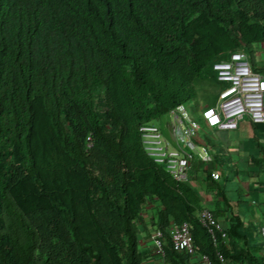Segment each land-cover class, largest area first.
Listing matches in <instances>:
<instances>
[{"label":"trees","instance_id":"trees-1","mask_svg":"<svg viewBox=\"0 0 264 264\" xmlns=\"http://www.w3.org/2000/svg\"><path fill=\"white\" fill-rule=\"evenodd\" d=\"M257 43L264 0H0V264H143L145 220L160 264H264L235 215L212 242L195 178L174 179L137 132L190 98L212 106L227 83L211 64L241 50L252 67ZM181 222L194 256L171 246Z\"/></svg>","mask_w":264,"mask_h":264},{"label":"built area","instance_id":"built-area-1","mask_svg":"<svg viewBox=\"0 0 264 264\" xmlns=\"http://www.w3.org/2000/svg\"><path fill=\"white\" fill-rule=\"evenodd\" d=\"M211 68L216 79L227 85L219 91L212 106L201 104L204 125L215 130H232L243 117L252 123H264V76L250 66L245 52H229L226 59L214 61ZM166 118L165 135L154 122H145L137 127L139 140L145 154L154 163L174 179L184 181L193 159L204 164L211 161L210 148L200 138V126L190 118L184 104L169 109ZM209 175L213 180L219 179L216 170H211ZM197 220L206 227L212 242L216 241L217 233L220 238L225 237L224 230L206 206L198 210ZM260 233L264 237V225L260 227ZM149 239L153 253L161 260L164 257L161 232H150ZM170 243L174 250L195 254L186 222L170 227ZM217 258L220 264H229L220 254ZM198 260L200 264H212L205 254H200Z\"/></svg>","mask_w":264,"mask_h":264},{"label":"crops","instance_id":"crops-1","mask_svg":"<svg viewBox=\"0 0 264 264\" xmlns=\"http://www.w3.org/2000/svg\"><path fill=\"white\" fill-rule=\"evenodd\" d=\"M252 68L264 76L262 43L253 46ZM214 132L216 136L211 140V149L215 155V167L212 170L219 173V191L207 188L201 179V165L206 168L208 163L200 164L195 169L192 163L188 176L195 178L196 188L203 200L202 206L222 213L216 218L220 226L224 228L234 223L235 215L239 219L238 231L244 232L247 241L258 248L264 258V237L260 233V227L264 225V123L252 124L243 117L236 128L214 129ZM146 224L147 220L144 226L138 225V248L146 252L143 264H160L153 253Z\"/></svg>","mask_w":264,"mask_h":264},{"label":"rangeland","instance_id":"rangeland-1","mask_svg":"<svg viewBox=\"0 0 264 264\" xmlns=\"http://www.w3.org/2000/svg\"><path fill=\"white\" fill-rule=\"evenodd\" d=\"M201 103L202 102L197 98H190L184 103V105L190 118L199 124V134L211 141L213 136H216V133L214 132V129L204 125L200 112ZM155 123L160 127L163 135H165V132H167L165 129L166 126H168V119L164 117L162 120L156 121Z\"/></svg>","mask_w":264,"mask_h":264},{"label":"clouds","instance_id":"clouds-1","mask_svg":"<svg viewBox=\"0 0 264 264\" xmlns=\"http://www.w3.org/2000/svg\"><path fill=\"white\" fill-rule=\"evenodd\" d=\"M183 104H184V103H183ZM201 104H203V103H201ZM150 122H152V121H150ZM153 122H154V121H153ZM155 122H156V121H155ZM155 122H154V123H155ZM155 124H156V123H155ZM159 128H160V127H159ZM160 130H161V129H160Z\"/></svg>","mask_w":264,"mask_h":264}]
</instances>
